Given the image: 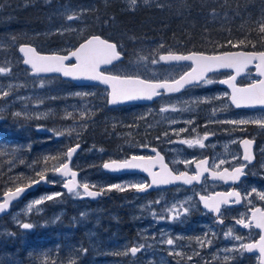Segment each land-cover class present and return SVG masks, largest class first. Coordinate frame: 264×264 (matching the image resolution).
I'll return each instance as SVG.
<instances>
[{
	"label": "rangeland",
	"instance_id": "1",
	"mask_svg": "<svg viewBox=\"0 0 264 264\" xmlns=\"http://www.w3.org/2000/svg\"><path fill=\"white\" fill-rule=\"evenodd\" d=\"M198 1L194 0L195 4ZM203 1L204 4L211 2ZM185 2L148 0L145 3L144 0H136L133 5L130 0H0V69H4L0 72V148L14 151L17 163L11 164L10 168L24 165L32 170L20 169L16 172L18 177L13 174L6 178L19 181L22 176L29 183L37 172L48 169L49 181L61 180L60 175L52 173L51 169L67 161V149L76 143H81L83 148L71 167L80 172L81 184L95 185L91 187L95 190L111 184L149 183L148 177L141 173L113 177L103 171L104 162L101 161L137 154L138 150H143V145L153 141H159L158 144L170 154L173 167L179 171L194 169L193 163L185 165L181 161H192L208 152L214 158L211 167L221 170L243 163L240 142L249 137L258 141L255 153L262 168L264 127L253 123L233 125L224 121L264 119V112L246 114L232 111L227 98L229 93L219 84L223 73L210 76L215 81L212 84H200L178 95L163 96L154 105L111 108L107 105L108 91L105 88H74L60 77L32 76L22 65L23 58L18 52L21 43H30L42 52L66 53L90 35L105 31L119 38L123 51L126 52L124 48L129 46V59L115 65L111 72L150 79L176 78L190 66H169L158 60L159 55L175 51V47H166L163 41L155 38L145 39L132 47L121 41L118 32L126 12L132 14L150 7L177 12ZM254 13L256 19L261 18L264 4L260 3ZM69 16L77 18L70 21ZM34 23L39 24L38 28L31 27ZM233 42L237 44L239 39H233ZM155 59L157 63L153 62ZM255 79L258 78L253 75L243 81ZM4 92L9 95L5 97ZM15 112L22 115L14 118L12 114ZM41 113L47 115L41 117ZM27 116L37 118L27 119ZM204 122L208 124L203 125ZM217 123L221 125L217 126ZM55 131L64 135L56 137ZM206 133L208 137L203 140V148H189L181 143L186 139H203ZM21 160L25 163L21 164ZM221 160L225 162L223 165ZM262 170L260 179L237 185L245 192L246 205L264 203L258 195L264 192V168ZM225 184L207 180L202 186L192 189L177 187L146 193L128 188L124 192L112 190L92 199L82 198L83 194L76 197L68 193L62 182L46 183L40 192L31 193L7 216L0 218V239L5 249L2 264H36L35 259L29 258L26 262L23 257H17L19 250H27L28 256L36 255L39 264H225L226 255L228 264H257L256 260L243 261V252L239 249L244 242L235 239L236 236L241 237L233 229L235 227H221L215 216L211 217L200 208L198 192L233 190V185ZM253 188L256 192H252ZM80 191L83 193L82 189ZM57 192L61 193L60 197L28 209L35 199ZM189 197L191 201L184 203ZM181 203L186 207L194 203L195 207H190L188 213L180 209L182 214L177 220L168 219L174 214L169 211L172 206ZM160 216L165 219L160 220ZM24 222L33 223L34 227L22 230L18 225ZM126 224L128 226L124 230ZM229 230L231 235L226 236ZM41 233H48L49 243L35 247L32 240L35 236L41 238ZM205 237L212 240V244L205 243L201 247L198 238L204 240ZM169 238L174 240L173 245L165 243ZM12 240L21 243L7 250ZM142 244L145 247L140 252L131 254L132 247ZM233 248L236 251L225 252ZM194 252L198 255H193ZM188 257L192 259L188 260Z\"/></svg>",
	"mask_w": 264,
	"mask_h": 264
},
{
	"label": "snow or ice",
	"instance_id": "2",
	"mask_svg": "<svg viewBox=\"0 0 264 264\" xmlns=\"http://www.w3.org/2000/svg\"><path fill=\"white\" fill-rule=\"evenodd\" d=\"M130 2L135 5L136 0H130ZM145 3H148V0H144ZM2 7V5H0ZM215 15V13H213ZM77 17L69 16L68 20L76 19ZM260 32L264 33V23L260 25ZM245 41H240V44H244ZM231 45V41H229ZM118 45L116 43H110L108 40L101 39L99 36H94L91 39L87 40L85 43H81L79 47L70 52L69 55H39L36 53V50L32 47L23 46L19 49L21 53H24L25 65H31V70L33 73H56L62 74L65 78H73V79H86L90 81H96L107 84L106 79H101L100 76H95L93 73L100 72L101 65L111 64L114 61H117L121 58V52L117 51ZM243 51L232 52L230 54H216V55H206L203 53H197L195 51L190 54H173L169 52L168 54L159 55L158 60L160 62H190V71L184 73L179 77V79H174L171 81L165 80L163 82H154L147 87H142L136 90H130L127 88L121 89H112L110 92V99L107 100L108 105H116L118 103L124 101H131L137 99H147L152 100L154 97L160 95L161 89L166 90L167 93H179L182 89H185L186 86L189 87H197L201 83L204 85H209L214 83L213 79L208 77L209 73L214 72L217 69L228 68L239 70V72H243L248 65L253 64L254 61H258L255 64L257 72L260 76H264V64L261 63L264 60V51L259 53H255L253 55H244ZM70 58H74L76 63L68 65L66 61ZM140 59L144 60L145 57H141ZM157 63L158 61L155 59L153 61ZM4 69H0V72H3ZM121 80L132 81L139 80L141 78L137 77H121ZM222 84L229 85V81L222 80L220 81ZM264 87V80H258L257 85H251L248 89H243L239 91H235L231 93V102L237 108L239 107H249L254 105H264V92L261 91V88ZM3 95L7 97L9 95L8 92H4ZM76 95H83L81 93H77ZM227 95V93H225ZM219 99V97H217ZM186 110V109H185ZM164 111V109H162ZM2 112V110H0ZM14 118L20 117L21 112H15L12 114ZM46 113H41L40 116H45ZM71 115V113H69ZM83 115V113H82ZM2 118V116H0ZM27 119H34L37 117L27 116ZM225 123H230L233 125H246L249 123L258 124L264 127V119H256V120H246V119H234L229 121H224ZM191 123V121H188ZM38 131H48L47 129H37ZM181 132L185 131V129H180ZM179 135V133H176ZM64 135V133L60 131H55V136L60 137ZM167 135V134H165ZM208 134L206 133L203 139H186L181 141V143L186 144L189 148H194L199 146L201 148L204 147L203 140L207 139ZM244 154H243V163L238 167L232 168L229 171L228 168H224L223 171H214L212 172V176L214 178L219 179L220 181H224L227 183L228 181H239L242 176H244L246 167L251 164L254 160V156L251 152V146L253 141L249 139H244L241 141ZM143 147H147V145H143ZM30 148V146H29ZM80 148V144L77 143L75 147H69L66 152V158L70 161ZM262 156H264V150H262ZM59 159V157H56ZM235 159V157L233 158ZM176 161H174L175 163ZM21 164L25 162L23 160L20 161ZM181 163L185 165L190 163L196 164V173L194 175H189L188 172H180L178 175L173 174L171 170L167 168V165L163 163V157L159 154L154 157H138L133 156L131 159H126L123 161L112 160L110 162H105L103 164V169L109 171H122V170H142L147 172L149 176H151V183H131L128 185L122 184H111L107 186V188H101L99 191L90 190L89 183L78 184L77 182V172L73 171L68 163H61L58 167H54L51 169V172L54 174H59L61 180L57 181H49L47 178V171H39L36 173L38 179H32L29 184L24 186H17L14 190L9 189L8 191L3 193V202H0V214H2L5 210H7L10 204L20 198L22 194H24L31 187L38 185L40 183H60L62 182L63 188L67 189V192L70 194H74L76 197H89V198H97L101 195L106 194V192H111L112 190H118L121 192L126 191L128 188L135 189L138 192H144L147 189L153 187V185H168L176 181H183L184 184L191 185L193 182H199L201 176L208 171V168L205 167L208 164V160H200V161H189L183 160ZM225 162L223 160L220 161V164L223 165ZM160 164L162 168L161 173H156L152 171V168L156 165ZM261 167L264 168V162L261 163ZM67 178V179H64ZM91 187H95L92 185ZM82 188L83 193H81L80 189ZM252 192H256V189L253 188ZM259 199L264 200V192H260ZM61 193L57 192L52 195L41 196L39 199H35L32 203L28 205V209L31 210L35 205H41L44 201H53L57 197H60ZM234 198V199H233ZM191 201V197L188 198V201L184 203H188ZM199 201L203 204L205 209H208L211 212L220 213L221 205H227L229 203L239 204L241 202V192L239 191H228V192H216L211 195H200ZM184 203L177 205H173L169 210L174 214L169 216L170 220H177L181 216L182 209L183 213H188L190 211V207L194 208L195 204L190 203L189 207L184 206ZM155 216L156 214L153 213ZM59 217H57L58 219ZM160 220L165 219L164 216L159 217ZM222 223V221H221ZM238 224H242L245 228H250L253 226L259 228L264 232V211L257 208L254 210L252 214V222L245 223L244 219H240L237 221ZM22 230H30L34 227L33 223L24 222L18 225ZM9 235H14L10 233ZM226 236L231 235V230L225 234ZM235 239L237 241L241 240V237L236 236ZM198 243L203 247L206 244L211 245L212 240L207 239L205 237L204 240H200L198 238ZM167 245H173L174 240L169 238L165 241ZM145 245H140L139 247H132L130 249L131 254L135 255L137 252H140ZM254 249L259 250L260 254V264H264V234H261L259 237V241L257 243L250 244H240V251L243 252L247 250L248 252H252ZM228 251H236L235 248ZM126 255L127 253H123ZM178 255H180L178 253ZM193 255H198V253H193ZM192 257H188V260H191ZM225 264H228V256L224 257Z\"/></svg>",
	"mask_w": 264,
	"mask_h": 264
},
{
	"label": "trees",
	"instance_id": "3",
	"mask_svg": "<svg viewBox=\"0 0 264 264\" xmlns=\"http://www.w3.org/2000/svg\"><path fill=\"white\" fill-rule=\"evenodd\" d=\"M256 1L253 3L254 0H211L212 3L204 4V1L200 0L195 4L194 0H186L182 9L177 12L152 7L132 14L126 12L118 33L121 41L131 44L132 47L145 39L155 38L163 41L164 46L175 47L174 50L180 52L197 50L213 53L235 48L261 50L264 49V33L260 32V25L264 23V13L261 18L256 19L254 10L264 2ZM35 23L31 27L38 28L39 24ZM99 33L119 44V38L114 34L109 35L105 31ZM236 38L239 39L237 44L233 42ZM240 41L245 43L240 44ZM124 49L126 61L130 56L127 50L129 46ZM13 152L0 148V195L9 189L27 184V179L22 176L18 181L14 178L8 180L6 178L8 175L13 176L20 169L32 172L24 165L10 168L11 164L17 163ZM37 178V176L32 177V179ZM127 226L126 224L124 230Z\"/></svg>",
	"mask_w": 264,
	"mask_h": 264
},
{
	"label": "flooded vegetation",
	"instance_id": "4",
	"mask_svg": "<svg viewBox=\"0 0 264 264\" xmlns=\"http://www.w3.org/2000/svg\"><path fill=\"white\" fill-rule=\"evenodd\" d=\"M263 50L264 49L256 50V51H263ZM71 63L72 62H69V64H71ZM113 67H110L108 69H104L103 71L104 72L113 73V72L110 71V69L113 68ZM219 73H223L224 74V77H222V78H231L234 75V72L232 70L225 71V72H219ZM214 74H216V73H214ZM212 75H210V76H212ZM253 75H254V68H252L251 70H249L246 76L241 77V78H238L236 80V82H235L236 86H246V85H248V84H250L252 82L257 81L258 79H255L252 82H244L243 81V80H245V79H247V78H249L250 76H253ZM49 77H54V76H49ZM56 77H59V76H56ZM44 78H46V77H44ZM64 81L68 82L70 84V86H72L74 88H90V87L96 86V85H79V84H76V83H74L73 81H70V80H64ZM199 86H197V87H199ZM193 88H195V87H188L187 89H185V91L190 90V89H193ZM223 88H225L227 90V92L229 93V95H228L227 98H228L229 102H231L230 101V96H231L230 89L228 87H223ZM106 97H107V100H108V96H106ZM156 102H158V101H155L151 105H154ZM231 109H232V111L235 110V112H241V113H246V114H248V113L264 112V108H247V107H239V108H237L232 103H231ZM201 121H204V119L201 118ZM207 124H208V122H204L203 123V125H207ZM216 125L217 126H220L221 124H218L217 123ZM150 138H151V135H150ZM244 139H249V140L254 141V147H253L254 160H253V162L251 164H249L246 167V169H245L246 175H245V177H243V179L241 180V182L238 184L240 186L244 182H247V181H256V180L260 179L259 173H261L263 171L262 168H260V165H259V163H260L259 162V156H258V154L255 153V147L258 146L257 139H252V138H249V137H246ZM158 142L159 141H156V142L153 141L152 143L148 144L146 148L143 147V150H141V151L138 150L136 152L137 154H130V155H128L126 157H122V158L117 157V158H113V159L102 160L101 162H106L108 160H119V161H123V160H126V159H128L129 157H131L133 155L142 156V157H154L155 158L157 156V154H159L161 157H163V162H169L172 165V167H173V160H171L170 154L165 149H163L158 144ZM242 151H243V148H242ZM243 154H244V151L242 152L241 162H243V159H242L243 158ZM77 155H76V157H77ZM204 159H207L208 162H213L214 161V158L212 157V153L211 152H208V153H206L205 155H203L201 157H197L194 160L195 161H200V160H204ZM193 168L194 169L193 170H190V172L195 174L196 173V166H194V163H193ZM174 169H175L176 172H181L176 167ZM183 170H186V169H183ZM154 172L160 173V168H156L154 170ZM130 174H133V173L114 174V175H111V176L119 178V177H124V176L130 175ZM207 180L213 181V180L210 179V177L206 176L202 180V183L200 185H193L192 187L176 186V187L167 188V189H161V190H168V189H173V188H177V187L188 188V189L190 188V189H192V188L197 187V186H202L204 184V182L207 181ZM43 185H40L37 188V190L34 191L33 193L40 192L43 189L42 187L45 186V185L44 186ZM236 189L239 192H241L242 203L239 206L232 205V206H224L223 207V209H222V211L220 213V216H219L220 218L222 217L221 219L223 221L222 223H220L221 224V227H225V226L227 227L228 225H232L233 227H235L233 229L235 231H237V232L240 233L241 240L244 242V244L257 243L259 241L260 235L261 234H264V232H262L261 229L256 228L254 226V224L250 228H245L242 224H238L237 221L240 220V219H244L245 223H251L252 222V214H253L254 210L257 209V208H259L262 211H264V203L263 202H257L254 205H246L245 192L239 186H237ZM215 191L216 190H203L202 192H198L197 193V197L199 199V196L200 195H210L211 193H214ZM217 191H219V192L220 191L221 192H226V190H221V189H217ZM200 208H202L201 207V203H200ZM111 210H116V209H111ZM202 211H204V210H202ZM206 213L209 214L211 217L214 216L213 215L214 214L213 212L208 211ZM46 234H48V233H41V238H37V236H35L36 238H34V240H32V244L35 247H38L39 245H42L41 243H45L46 245H48L50 238H49V235H46ZM40 240H43V242H40ZM20 243L21 242H19V240H12V244H10V246H7L6 248H7V250L12 249V247H17L18 244H20ZM2 244H3L2 239H0V257H1L0 258V264H2V252L5 251L4 246H2ZM19 252H20V254L19 253L16 254L17 257H23V259H25L26 262L29 261V258H32V259H35L36 260V264H39V260H38V258H37L36 255H34L33 257L32 256H28L27 250H22V251L19 250ZM260 259L261 258H260V254H259V250L258 249H254L252 252H248L247 250H244L243 251V261H245V262H248L250 260H256L257 264H260Z\"/></svg>",
	"mask_w": 264,
	"mask_h": 264
},
{
	"label": "water",
	"instance_id": "5",
	"mask_svg": "<svg viewBox=\"0 0 264 264\" xmlns=\"http://www.w3.org/2000/svg\"><path fill=\"white\" fill-rule=\"evenodd\" d=\"M94 36H99L101 39L108 40L110 43H115V42H113V41H111V40H109V39L104 38V37L101 36V35H98V34L91 35L90 37H88L87 39H85L84 41H82L81 43H85L87 40L91 39V38L94 37ZM81 43H80V44H81ZM80 44H79V45H80ZM116 44H117V43H116ZM79 45H78L74 50H71V51H69V52L66 53V54H60V53H46V52H40V51H38V49H37L34 45L29 44V43H22V44H20L19 47H18V52H19V54L23 57V65H25V64H24L25 55H24V53H21V52L19 51V49H20L21 47H23V46H28V47H32V48H34V49L36 50V53L39 54V55H52V54H57V55H69L70 52L75 51V50L79 47ZM117 51H119V48H118V47H117ZM238 51H243V50H237V51H223V52H218V53H205V52H198V51H195V52H197V53H203V54H206V55H216V54H221V53L224 54V55H227V54H230V53H232V52H238ZM191 52H193V51L186 52V53H183V52H171V53H173V54H190ZM168 53H169V52H165V53H163L162 55H164V54H168ZM255 53H259V52H248V51H243L242 54H244V55H253V54H255ZM124 59H125V55L121 52V58H120L119 60L114 61V62L111 63V64L101 65V67H100V69H99L100 72L93 73V75H95V76H100L101 79H106L108 85H105V83L96 82V81H90V80H86V79L65 78V77L62 76V74H56V73H40V74H36V73H33L32 70H31L30 74L33 75V76L60 75L62 78H64V79H68V80H72V81H74L75 83L80 84V85H81V84H97V85H102V86H104V87H106V88L109 89V94H110V92H111V88H112V89L127 88V89H130V90H136V89H139V88H142V87H147V86H149L150 84H152V83H154V82H163V81L167 80V79H163V80H149V79L142 78V77H140V76H128V77H137V78H141V79H139V80H132V81H126V80H121V79H119V78H121V77H125L126 75H115V74L105 73V72L102 71V69L107 68V67H111L113 64L118 63V62H120V61H122V60H124ZM70 61H74V63H76V61H75L74 58H70L68 61H66V64H68ZM74 63H71V64H74ZM164 63H165L166 65H174V64H190V62H164ZM256 63H258V61H254L253 64L248 65L247 68H246L243 72H241V73L239 72V70L228 69V68L217 69V70H215L214 72L227 71V70H232V71L234 72V75H233L231 78H224V79H221V80H220V81H222V80H227V81H229V85L222 84V83H220V84H221L222 86H227V87L230 89V91H231L230 93H232V91L235 92V91H239V90H243V89H248L251 85H257V84H258V81L254 82V83H251L250 85H247V86H236V84H235L236 80H237L238 78H240L241 76L245 75V74L247 73V70H248L249 68H251V67H255V64H256ZM261 63L264 64V60H262ZM71 64H68V65H71ZM25 66H26V67H29V68L31 69V65H25ZM255 68H256V67H255ZM190 70H191V69H188V70L185 71L184 73H186V72H188V71H190ZM214 72H212V73H214ZM184 73H183V74H184ZM212 73H209L208 76H209L210 74H212ZM254 73H255V75H257V76H260L259 73L257 72V69L255 70ZM183 74H182V75H183ZM179 77H180V76H179ZM179 77H177L176 79H179ZM260 77H261V78H260L261 80H264V76H260ZM172 80H174V79H172ZM168 81H171V80H168ZM187 87H189V86H186L185 89H186ZM183 90H184V89H182L180 92H182ZM159 91H160V95H158L157 97H154L152 100H147V99H137V100H131V101H124V102L118 103V104H116V105H109V107H117V106H122V105H127V104H133V103H139V104H151L152 102H154L156 99H158V98H159L160 96H162L163 94H166V95L178 94V93H167L166 90H163V89H161V90H159ZM261 91L264 92V87L261 88ZM180 92H179V93H180ZM109 99H110V95H109ZM230 101H231V96H230ZM231 103H232V102H231ZM233 105H234V104H233ZM234 106H235V105H234ZM247 108H264V105H254V106H249V107H247ZM0 120H1V118H0ZM241 145H242V143H241ZM75 146H76V145H74V146H72V147H75ZM81 147H82V145L80 144V148L77 150V152L81 149ZM253 147H254V141H253L252 146H251V152H252V155H253ZM242 148H243V145H242ZM243 151H244V148H243ZM77 152L74 153V155H73V157H72V159H71L70 161L67 159V161H66L65 163H68V164H69V167H70L73 171H76V172H77V182H78V184H81L80 181H79V174H80V172H79L78 170H74V169L71 167L72 161H73L74 157L76 156ZM133 156H136V155H133ZM133 156H131V157H133ZM131 157H129L128 159H131ZM138 157H142V156H138ZM110 161H112V160H109V161H107V162H110ZM117 161H119V160H117ZM104 163H105V162H104ZM104 163H103V164H104ZM163 163H164L165 165H167V168H168L169 170H171V171L173 172V174H177V175L179 174V173H176L175 171H173L168 163H166V162H163ZM194 166H196L195 163H194ZM205 167L208 168V171L205 172V173L201 176V179H200L199 182H195V181H194L193 184H191V185H194V184H200V183L202 182V179L204 178L205 175H209L210 178H211L212 180H218V181H220L219 179L214 178V177L212 176V172H214V171H218V170H214V169L210 168V167H209V162H208V164H207ZM236 167H238V166H236ZM102 168H103V165H102ZM156 168H160V173L162 172V168H161V165H160V164H156V165L152 168V171L154 172V170H155ZM225 168H227V167H225ZM228 169H229V168H228ZM103 170H104L105 172H107V173H110V174H122V173H133V172H139V173H142V174L148 176L149 179H150V183H151V176H149L147 172H144V171H142V170H138V169H136V170H122V171H109V170H105V169H103ZM231 170H232V169H229V171H231ZM221 171H223V169H222ZM183 172H188V171H183ZM188 173H189V175H194V174H191L190 172H188ZM245 175H246V174H245ZM245 175L242 176L241 179H240L239 181H235V182H233V181H228L227 184H231V183L234 184V185H235V184H239V183L241 182V180L243 179V177H245ZM65 179H67V178H65ZM223 182H224V181H223ZM40 184H42V183H40ZM40 184L31 187V188H30L29 190H27L24 194H22V196H21L20 198H18L17 200L13 201V202L10 204L9 208H8L7 210H5L2 214H0V217H2V216H4V215L8 214V213L11 211V209H12V205H13L15 202L22 200L27 194H29L30 192L35 191V190L38 188V186H39ZM44 184H46V183H44ZM176 184H184V183H183V181H176V182H173V183L168 184V185H153L152 188L147 189L146 191L141 192V193H146V192H148V191H153V190H156V189H159V188H162V187L173 186V185H176ZM186 185H187V184H186ZM191 185H188V186H191ZM23 186H24V185H23ZM81 189H82V188H81ZM13 190H14V189H13ZM90 190H93V191H99V190L92 189L91 187H90ZM212 194H214V193H212ZM210 195H211V194H210ZM101 196H102V195H101ZM101 196H100V197H101ZM100 197H97V198H100ZM82 198H89V197H85V196L82 195ZM97 198H92V199H97ZM233 199H234V198H233ZM0 202H3V194L0 196ZM241 203H242V199H241V202H240L239 204H234V203H229V204H227V205L222 204V205H221V210H222V208H223L224 206L240 205ZM201 204H202V203H201ZM202 207H203V204H202ZM203 208H204V207H203ZM204 209H205V208H204ZM206 210H208V209H206ZM208 211H209V210H208ZM210 212H211V211H210ZM213 213H214V215L216 216L217 221L221 223L222 219L219 218V215H220L221 212H220V213H215V212H213ZM222 222H223V221H222Z\"/></svg>",
	"mask_w": 264,
	"mask_h": 264
}]
</instances>
